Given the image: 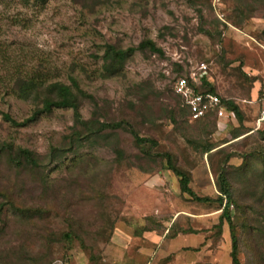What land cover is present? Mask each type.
<instances>
[{"label":"rangeland","instance_id":"rangeland-1","mask_svg":"<svg viewBox=\"0 0 264 264\" xmlns=\"http://www.w3.org/2000/svg\"><path fill=\"white\" fill-rule=\"evenodd\" d=\"M263 32L264 0H87L84 5L49 0L44 6L0 0V141L29 149L42 164L41 173L20 170L10 180L24 190L20 207L54 208L24 225L21 211L11 210L0 194V264H50L53 258L67 264H142L135 237L167 225L202 233L210 250L205 260L231 264L229 227L224 221L221 232L217 229L216 203L182 193L164 161L142 157L124 130L67 151L72 110L55 108L32 118L35 105L12 93L14 79L30 74L65 84L73 74L93 96L100 120L127 119L140 136L156 139L154 151L172 155L198 196L218 195L216 177L223 165L235 202L229 209L240 264H264ZM143 40L154 42L163 55L136 49L119 74L101 76L104 44L125 49ZM202 62L203 88L212 87L242 112V122H227L224 132H217L211 116L190 122L172 91L177 77L197 72ZM94 101L80 99L83 119L90 118ZM191 142L213 148L202 154ZM52 148L60 150L59 161L47 158ZM33 174H43L44 183ZM67 217L84 231L87 249L77 241L62 247L59 233Z\"/></svg>","mask_w":264,"mask_h":264},{"label":"trees","instance_id":"trees-1","mask_svg":"<svg viewBox=\"0 0 264 264\" xmlns=\"http://www.w3.org/2000/svg\"><path fill=\"white\" fill-rule=\"evenodd\" d=\"M49 0H33L36 5L44 6ZM87 0H81L82 4ZM264 37V32L262 33ZM136 49H148L151 52L157 53L159 55H163V51L161 48L156 46L154 42L151 40H143L139 43L137 47H129V48H120L113 44H104L103 52L98 57L102 60L101 63V76L103 78H109L111 76L117 75L123 69V65L125 61L131 56V54ZM96 57V56H95ZM97 58V57H96ZM180 68V66L178 67ZM40 76V75H39ZM40 77H37L34 74H30L25 78L14 79L12 93L20 99L25 101H29L35 105V111L32 114V118L40 113H50L55 108L67 109L70 108L72 110L73 115V125L71 126V133L69 136L65 137L66 142V150L74 151L77 147H80L84 144H92V143H100V141L107 140L112 133H116L117 130H124L130 134V136L134 140V145L136 148H139L142 152L141 156L144 158H155L164 161V165L166 169L172 171L174 175L178 177L179 188L182 193H186L193 200L198 202H203L205 204L216 203L218 207L221 208V212L218 216L217 229L221 232V227L223 222L225 221L228 224L230 238H231V249H230V257L231 264H240L238 258V237L235 233V226L233 224V220L230 214V205L235 204L230 183L227 177V170L223 165L220 166V169L217 173L216 183L218 189V195L215 198L210 196H198L189 186L190 178L184 172L180 171L173 160L172 155L169 152H160L154 151V149L158 146V141L154 138L140 136L136 130H134L132 124L127 119H121L118 121H103L98 118V110L96 102L94 101L93 96L84 92L79 84L78 79L73 75L69 74L68 79L69 83L65 84L60 81H47L39 80ZM205 83V79H203V84ZM208 91L214 92V89L211 87L207 89ZM177 96V95H175ZM178 97V96H177ZM220 97V96H219ZM88 98L94 101V110L89 119H83L81 113L79 111L80 107V99ZM179 98V97H178ZM221 104L228 110H231L238 120L239 123L242 122V112L239 106L233 100H225L220 97ZM180 110L182 112H186L188 118V112L185 107L182 106L181 99L179 98ZM179 109V108H178ZM178 111V110H177ZM6 120L15 125H21L17 123L13 118H11L8 114L3 115ZM213 117L212 115H207L206 117ZM31 118V119H32ZM215 122V126L217 128L220 127L217 123L215 117H213ZM189 120V119H188ZM201 120V119H200ZM198 121V120H196ZM195 122V121H190ZM237 137V135H234ZM84 141H88L87 143ZM193 147L198 148L202 154L208 153L211 151L213 146L211 144L203 143L199 146V143L191 142ZM87 144V145H88ZM196 144V145H195ZM60 152L58 148H52L50 154L47 156L49 159H57L60 160V156L57 154ZM117 155V160L122 159V152L120 148L116 147L115 151ZM231 153L224 156L222 159V164H227L229 158L231 157ZM244 159L247 156L242 157ZM82 162H86V160H82ZM41 163L39 157L30 151L29 149L14 146L13 143L7 141H0V194H2L5 199H7V203L10 204L11 210L15 213L17 209L22 216L24 225L34 224L33 219L34 216L40 217L43 212L49 213L51 210L54 211V208H50L49 206H34L28 207L29 204L24 205V207H20L22 202L18 198L21 196V193L24 191L21 185L14 183L12 180V175L17 173L20 170L27 171L29 173H41ZM43 170V169H42ZM36 179L40 178L41 183L44 181L43 174H33ZM264 178V173L262 175ZM44 183V182H43ZM56 186V185H55ZM45 190L48 191L49 186L46 184L44 186ZM93 189L90 187V190ZM97 194H100V190L96 191ZM256 195V194H255ZM261 197H257V201L260 200ZM225 201V202H224ZM21 203V204H20ZM32 205V204H31ZM2 205L0 203V209ZM237 208V206H236ZM238 209V208H237ZM67 222V226L65 229L61 230L60 240L62 242V247H69L73 242L77 241L84 249H87L88 246L84 243V231H78L75 229L76 223L72 218H65ZM4 221V220H2ZM3 232V230L1 231ZM219 232V233H220ZM50 233V232H49ZM87 232L85 231V234ZM6 235L5 238H7ZM33 242L28 243V245H32ZM41 249V245H39ZM246 252V249H245ZM92 258V255H91ZM90 258V259H91ZM55 258L52 259V261ZM63 259V258H61ZM51 261V262H52ZM92 261V260H91ZM50 262V264H51ZM42 264H49V262L45 261ZM201 264H212V263H201Z\"/></svg>","mask_w":264,"mask_h":264},{"label":"crops","instance_id":"crops-1","mask_svg":"<svg viewBox=\"0 0 264 264\" xmlns=\"http://www.w3.org/2000/svg\"><path fill=\"white\" fill-rule=\"evenodd\" d=\"M251 95L253 97V91ZM235 120H237L236 116ZM226 128L227 126H217V132H224ZM161 229V232L141 230L140 235L135 237L138 243L137 255L143 258L142 264H215L214 261L207 262L205 260L210 250L208 240H205V237L201 239V236H199L202 233H198L197 230L196 232L181 229L175 231L170 225L164 226V228L161 227ZM170 231L172 233L168 236L167 234ZM211 251H214V254L216 252L214 249H211Z\"/></svg>","mask_w":264,"mask_h":264},{"label":"built area","instance_id":"built-area-1","mask_svg":"<svg viewBox=\"0 0 264 264\" xmlns=\"http://www.w3.org/2000/svg\"><path fill=\"white\" fill-rule=\"evenodd\" d=\"M206 65L202 62L197 72L188 76H179L172 85V91L181 99V104L187 109L189 121H196L207 115L215 117L219 126H227V122L235 120V114L221 104L220 97L203 88ZM264 115V112H262ZM51 264H67L66 259L57 258Z\"/></svg>","mask_w":264,"mask_h":264}]
</instances>
